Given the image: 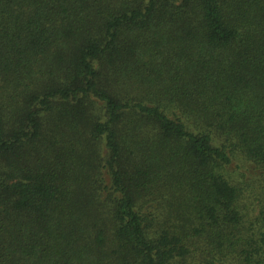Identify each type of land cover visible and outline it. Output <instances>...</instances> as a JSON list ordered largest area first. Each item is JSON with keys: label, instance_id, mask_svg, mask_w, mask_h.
<instances>
[{"label": "trees", "instance_id": "obj_1", "mask_svg": "<svg viewBox=\"0 0 264 264\" xmlns=\"http://www.w3.org/2000/svg\"><path fill=\"white\" fill-rule=\"evenodd\" d=\"M0 264H264V0H0Z\"/></svg>", "mask_w": 264, "mask_h": 264}]
</instances>
